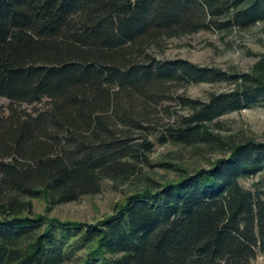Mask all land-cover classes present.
<instances>
[{
  "label": "trees",
  "instance_id": "obj_1",
  "mask_svg": "<svg viewBox=\"0 0 264 264\" xmlns=\"http://www.w3.org/2000/svg\"><path fill=\"white\" fill-rule=\"evenodd\" d=\"M262 22L264 0H0V101H9L0 264H254L264 255V193L242 184L264 172V142L227 143L216 130L226 115L264 106V55L249 72H228L155 53L170 39ZM222 82L233 88L206 101L178 93ZM170 143L227 152L210 168L175 167V180L146 176L156 146ZM139 179L96 224L35 212L34 200L74 203L105 181Z\"/></svg>",
  "mask_w": 264,
  "mask_h": 264
},
{
  "label": "rangeland",
  "instance_id": "obj_2",
  "mask_svg": "<svg viewBox=\"0 0 264 264\" xmlns=\"http://www.w3.org/2000/svg\"><path fill=\"white\" fill-rule=\"evenodd\" d=\"M161 60L183 59L203 68H217L228 72H249L264 55V22L247 30L225 32L202 31L196 34L170 39L156 50ZM229 83H200L181 87L179 94L193 99L207 100L213 93L226 92L232 89ZM8 100L0 101V112H5ZM173 112L179 110L176 103H171ZM38 106H26L29 110ZM41 107V106H40ZM159 116L164 119L163 109ZM187 113V112H182ZM158 121V120H157ZM166 122V121H165ZM217 132L227 143L242 141L248 138L264 142V106L245 109L231 113L220 120ZM227 148L217 151L210 148H188L174 144L157 145L151 153L153 167L145 170V175L161 182L175 180L178 172L175 167L191 172L201 168H210L211 164L223 157ZM171 164L174 168L163 165ZM143 181V182H142ZM144 180L129 183L105 181L102 192L96 196H87L78 202L50 206L45 200H34L36 214L62 221H77L96 224L112 216L118 204L123 203L133 194ZM242 184L253 192L264 193V172ZM254 264H264V255H260Z\"/></svg>",
  "mask_w": 264,
  "mask_h": 264
}]
</instances>
